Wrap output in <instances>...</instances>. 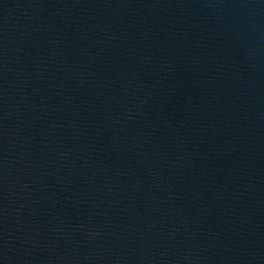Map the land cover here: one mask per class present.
Here are the masks:
<instances>
[{
  "label": "water",
  "instance_id": "1",
  "mask_svg": "<svg viewBox=\"0 0 264 264\" xmlns=\"http://www.w3.org/2000/svg\"><path fill=\"white\" fill-rule=\"evenodd\" d=\"M0 264H264V0H0Z\"/></svg>",
  "mask_w": 264,
  "mask_h": 264
}]
</instances>
